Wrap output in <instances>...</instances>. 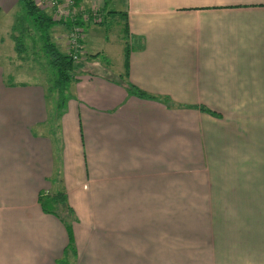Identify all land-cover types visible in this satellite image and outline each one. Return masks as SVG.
<instances>
[{"label": "crops", "instance_id": "0c3cea01", "mask_svg": "<svg viewBox=\"0 0 264 264\" xmlns=\"http://www.w3.org/2000/svg\"><path fill=\"white\" fill-rule=\"evenodd\" d=\"M79 6L104 18L85 26L60 133L51 86L0 63V264H264V0ZM57 26L52 41L67 50ZM113 34L128 40V81L179 107L129 95L125 63H101L125 58ZM42 192L67 195L75 255Z\"/></svg>", "mask_w": 264, "mask_h": 264}, {"label": "trees", "instance_id": "16d2710c", "mask_svg": "<svg viewBox=\"0 0 264 264\" xmlns=\"http://www.w3.org/2000/svg\"><path fill=\"white\" fill-rule=\"evenodd\" d=\"M23 3V8L26 13L34 18V29L37 32V35L42 43V50L47 55L49 59V65L55 70L56 75L52 80V86L49 90V93H55L56 95V111L57 118H60V115L64 112V107L68 102L69 89L71 84L74 82L75 73L80 71L81 62L74 60L73 55L62 53L57 45L52 41L51 30L57 25H65L71 27L69 22H62L54 20L52 17L47 16L42 12V9L36 4L35 0H21ZM116 14V13H114ZM119 17L125 22V33L128 32L127 29V14L119 13ZM21 36H15L14 41L16 44V50L19 54L23 53L22 48L24 49L25 44L21 41ZM129 59H130V48L127 45L125 50V73L124 75L119 76L120 85H123L129 95L135 96L140 99H149L161 102L167 107H179L178 105L171 102L168 98H159L155 96H150L137 88L135 85L131 84L128 81L129 75ZM194 109H198L203 113H207L213 117H219L218 113L214 110L209 109L206 106H196ZM62 116V115H61ZM42 192L39 196V203L43 211L47 214H52L58 217L67 227V230L70 235V244L67 248V253L75 255V246L72 238V223L75 219V213L72 207L68 203V197L65 193L60 192L57 194H43Z\"/></svg>", "mask_w": 264, "mask_h": 264}, {"label": "rangeland", "instance_id": "374dc122", "mask_svg": "<svg viewBox=\"0 0 264 264\" xmlns=\"http://www.w3.org/2000/svg\"><path fill=\"white\" fill-rule=\"evenodd\" d=\"M109 22V23H108ZM106 28L112 29V31L116 32L119 29V25H112L111 21H107ZM60 28V26H57ZM121 28V27H120ZM123 31V30H122ZM54 32V28L51 30V34ZM16 33V34H15ZM22 36V43L25 44L24 54L21 55V59H18L16 54L14 53L15 41L12 39V35ZM112 36V35H111ZM113 34V38H114ZM116 41L114 43V48L118 49V46L125 47L128 45V40H124L123 37L114 38ZM62 53H67L65 46H57ZM90 49V48H89ZM122 49L120 48L121 54ZM91 50V49H90ZM24 58V59H23ZM88 58V57H86ZM101 63L104 66H108L112 73L117 71L124 65L125 58L120 61L119 56L116 54V51L111 53V55H107L106 53H101L100 56ZM6 63L17 66V64H22L23 70H28V73L31 71L34 72V81L35 83H44L52 86V80L54 78V74L56 75L55 70L49 65V59L47 55L42 50V43L37 35L36 30L34 29V18L29 16L23 8V3L21 0H15L11 2L8 7L0 10V63ZM16 63V64H15ZM84 66L89 65L88 59H84ZM10 71V67L8 68ZM85 69V68H83ZM103 70V69H102ZM10 72H6V79H10ZM104 73L105 67H104ZM111 73V75H112ZM119 78V76H117ZM51 79V80H50ZM70 94V89H69ZM56 96L55 93H49V97L51 100V108L52 111L56 114L55 108V100L53 97ZM62 115V114H61ZM61 115H60V123H59V133L61 132ZM56 121V117H53L51 126L54 125ZM54 127V126H53ZM61 136V135H60ZM60 146L61 143L58 141L57 146ZM58 149V147H57ZM57 159L59 157L56 155Z\"/></svg>", "mask_w": 264, "mask_h": 264}, {"label": "built area", "instance_id": "2783aa9c", "mask_svg": "<svg viewBox=\"0 0 264 264\" xmlns=\"http://www.w3.org/2000/svg\"><path fill=\"white\" fill-rule=\"evenodd\" d=\"M41 8H51L53 19L69 22L71 27H67V50L73 55L75 61L80 60L82 43L85 34V26L90 23H99L104 18V14L95 8L82 10L79 6L80 0H35Z\"/></svg>", "mask_w": 264, "mask_h": 264}]
</instances>
